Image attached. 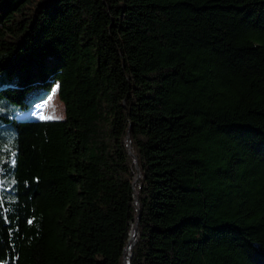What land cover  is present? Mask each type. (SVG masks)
Here are the masks:
<instances>
[{
    "label": "trees",
    "instance_id": "trees-1",
    "mask_svg": "<svg viewBox=\"0 0 264 264\" xmlns=\"http://www.w3.org/2000/svg\"><path fill=\"white\" fill-rule=\"evenodd\" d=\"M0 264H264V0H0Z\"/></svg>",
    "mask_w": 264,
    "mask_h": 264
},
{
    "label": "rangeland",
    "instance_id": "rangeland-1",
    "mask_svg": "<svg viewBox=\"0 0 264 264\" xmlns=\"http://www.w3.org/2000/svg\"><path fill=\"white\" fill-rule=\"evenodd\" d=\"M51 118H41V117ZM37 118L42 120H63L66 118L65 106L58 95V85L54 84L42 100L36 101L28 108L19 110L14 118L17 120L27 118Z\"/></svg>",
    "mask_w": 264,
    "mask_h": 264
},
{
    "label": "water",
    "instance_id": "water-1",
    "mask_svg": "<svg viewBox=\"0 0 264 264\" xmlns=\"http://www.w3.org/2000/svg\"><path fill=\"white\" fill-rule=\"evenodd\" d=\"M127 149L129 151V153L131 154L129 141L127 143ZM139 176H140V169L138 166H136V178H135V180H137ZM135 202L138 204V198L137 197H135ZM135 233H136V227L133 228V235H135Z\"/></svg>",
    "mask_w": 264,
    "mask_h": 264
},
{
    "label": "snow or ice",
    "instance_id": "snow-or-ice-1",
    "mask_svg": "<svg viewBox=\"0 0 264 264\" xmlns=\"http://www.w3.org/2000/svg\"><path fill=\"white\" fill-rule=\"evenodd\" d=\"M41 118L43 119V118H51V117H43V116H42Z\"/></svg>",
    "mask_w": 264,
    "mask_h": 264
}]
</instances>
